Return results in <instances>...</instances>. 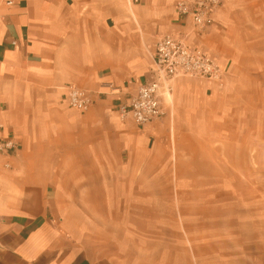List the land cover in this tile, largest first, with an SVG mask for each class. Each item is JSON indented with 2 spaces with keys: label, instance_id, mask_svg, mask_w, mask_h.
Returning <instances> with one entry per match:
<instances>
[{
  "label": "crops",
  "instance_id": "1",
  "mask_svg": "<svg viewBox=\"0 0 264 264\" xmlns=\"http://www.w3.org/2000/svg\"><path fill=\"white\" fill-rule=\"evenodd\" d=\"M177 1L0 0V142L14 143L0 152V264H264L254 233L247 250L218 248L207 185L216 105L264 66V0H223L203 33ZM165 34L206 51L228 89L175 78L138 126L119 108L154 77ZM69 86L91 95L86 111Z\"/></svg>",
  "mask_w": 264,
  "mask_h": 264
},
{
  "label": "rangeland",
  "instance_id": "2",
  "mask_svg": "<svg viewBox=\"0 0 264 264\" xmlns=\"http://www.w3.org/2000/svg\"><path fill=\"white\" fill-rule=\"evenodd\" d=\"M242 81L239 88L229 91L233 97L230 106L224 101L220 109L216 105L214 147L218 158H213L215 175L207 184L214 189L208 198L213 199L215 230L220 231L215 242L224 251L230 244L244 250L252 233L260 236L262 242L256 245L264 250V66L250 69ZM223 86L221 91H226L228 87ZM181 198L196 210L199 201L195 195L183 191ZM226 216L237 218V226L222 225Z\"/></svg>",
  "mask_w": 264,
  "mask_h": 264
},
{
  "label": "built area",
  "instance_id": "3",
  "mask_svg": "<svg viewBox=\"0 0 264 264\" xmlns=\"http://www.w3.org/2000/svg\"><path fill=\"white\" fill-rule=\"evenodd\" d=\"M223 0H178L176 12L190 20L193 31L203 33L214 23V14ZM154 77L138 87L129 102L119 108L121 118L129 116L138 126H144L163 114L161 97L170 90V82L178 77L207 79L223 85V70L216 61L200 48H192L183 38L165 34L158 38L154 48ZM69 107L86 111L92 98L85 90L69 86ZM14 149L12 140L0 142V152Z\"/></svg>",
  "mask_w": 264,
  "mask_h": 264
}]
</instances>
